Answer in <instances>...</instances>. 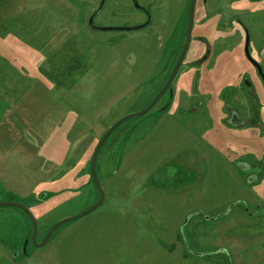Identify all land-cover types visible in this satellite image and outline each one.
I'll return each instance as SVG.
<instances>
[{
	"label": "rangeland",
	"instance_id": "374dc122",
	"mask_svg": "<svg viewBox=\"0 0 264 264\" xmlns=\"http://www.w3.org/2000/svg\"><path fill=\"white\" fill-rule=\"evenodd\" d=\"M99 2L0 0V203L30 209L38 243L98 202L88 166L98 140L147 107L181 50L189 0H137L153 14L137 31L90 28ZM103 4L95 28L145 23L133 0ZM194 12L170 90L99 151L104 203L16 258L32 227L0 207V264H264V166L246 176L264 160V84L244 56L245 26L259 62L264 0H197ZM226 109L245 124H221ZM213 124L223 135L210 143Z\"/></svg>",
	"mask_w": 264,
	"mask_h": 264
},
{
	"label": "water",
	"instance_id": "95a60500",
	"mask_svg": "<svg viewBox=\"0 0 264 264\" xmlns=\"http://www.w3.org/2000/svg\"><path fill=\"white\" fill-rule=\"evenodd\" d=\"M189 8H188V17H187V27H186V31H185V38L182 44V48L181 51L177 57V61L175 62L173 69L171 70V74L169 75V77L167 78V80L165 81V84L162 86V89L157 93V95L151 100V102L147 105L146 108H144L143 110H141L139 113H130L127 116H124L123 118H120V120H118V122H116L115 124L111 125L109 128L106 129V132L103 134V136L98 140L97 145L95 147V149L93 150V152L91 153V159L89 162V176L92 179L93 185L95 187V189H97V191L99 192V197H98V202L95 203L94 205H92L91 207L87 208V210L76 214V216H72V217H65L62 220L57 221L56 223L53 224V226L45 233L44 238L42 239L41 242H37V232H38V226H37V221L36 218L34 217V215H32L30 209H28L24 204L21 203H14V202H2L0 203V207H12L15 209H20L23 213H25V215L28 216L29 220L31 221V224L33 226L32 229V234H31V238H32V244L35 246V248H41L42 246H44L45 244H47L49 242V240L52 238L51 236L53 235V233L60 227L64 226V224H68L70 222L76 221V219H80L82 217L87 216L88 214L92 213V211L96 210L100 205H102L104 203V189H102L100 182H99V178L97 177V166H96V161L97 158L99 156V151L101 150V148L104 146V144L106 143L108 137H110V135L114 132V130H116L118 128V126H120L122 123L128 121L130 118H136V117H141L142 115L148 113L149 111L152 110V108L154 107V105L163 97L164 93L167 90H170L169 88L171 87L172 83H173V79L175 78V76L178 73V69L181 67V65L184 62V57L189 49V44L191 41V31H192V27H193V17H194V8H195V3L196 0H189ZM104 0H101V3H103ZM135 5H138L135 1H134ZM102 6V5H101ZM93 14L88 22L89 27L94 28V29H99V30H107V31H125V30H132V31H137V29H142L148 26L149 20L150 18H148L147 22L145 24L139 25L136 28H95L93 25ZM244 33H245V40H244V56L246 57V59L249 61V63L251 64L252 67H255L258 73V76L261 78L263 84H264V74L262 71V68L260 67L259 63L257 61H255L254 59L251 58L250 54H249V41H250V35L248 33V30L246 29V27L244 26Z\"/></svg>",
	"mask_w": 264,
	"mask_h": 264
},
{
	"label": "crops",
	"instance_id": "0c3cea01",
	"mask_svg": "<svg viewBox=\"0 0 264 264\" xmlns=\"http://www.w3.org/2000/svg\"><path fill=\"white\" fill-rule=\"evenodd\" d=\"M259 44H263V45H261V46H259L258 48H257V55H258V59H259V64H264V56L263 55H261V53H262V48H264L263 46H264V39L261 41H259L258 42ZM264 67V66H263ZM263 71H264V69H263ZM229 92H231V91H229ZM233 95H235L236 96V93H232ZM220 95V94H219ZM235 96H234V98H235ZM206 98H208L209 99V101L212 99V94L211 93H209V95L206 97ZM218 99H219V101L221 102V100H220V97L218 96ZM209 103V102H208ZM222 104V103H221ZM211 108V110H209V115H211L212 117H215V115H214V112H215V109H213L212 110V107H210ZM256 108V110L254 111V109ZM228 114H230L229 115V121H227V122H225L224 123V120H222L221 121V124H223V125H225V126H230V125H233V124H235V125H243V124H245V121H244V119L240 116V114L239 113H237L236 111H233V110H231V109H226L225 110ZM256 112H258L257 111V106H255V105H253V108H252V111H251V114H250V116H249V122L251 121V119H253V117H254V119L256 118ZM260 116V114L258 115V117ZM234 119V121L233 122H230L231 120H233ZM253 123L254 122H252V125H253ZM215 124V123H214ZM214 124L213 125H210V127H208L207 129H205L204 130V134H206L207 135V138H208V142H213L214 141V137H215V134L216 135H218L219 137H222V135H223V131H221L220 130V134H218L216 131H213L212 132V130L214 129ZM231 127V126H230ZM226 130V129H225ZM211 132V133H210ZM227 132V131H226ZM208 133V134H207ZM214 134V135H213ZM213 135V136H212ZM211 138H212V140H211ZM225 139L227 138L226 136L224 137ZM228 159L230 160L231 159V156L230 157H228ZM233 162H234V160H233ZM263 162V164H260V163H257L255 166L253 165V164H251L252 166H250V168L247 170V172H246V176H247V179H248V177H252V176H254V175H256L257 177H258V175H259V173H260V166H264V160L262 161ZM234 170H236V169H234ZM254 180V179H253ZM252 180V181H253Z\"/></svg>",
	"mask_w": 264,
	"mask_h": 264
},
{
	"label": "flooded vegetation",
	"instance_id": "af4514ba",
	"mask_svg": "<svg viewBox=\"0 0 264 264\" xmlns=\"http://www.w3.org/2000/svg\"><path fill=\"white\" fill-rule=\"evenodd\" d=\"M134 1L137 3V0H133V3H134ZM196 2H197V0H196ZM104 3V2H103ZM103 3H101V0H100V2H99V6H97L96 8H94L93 9V11H92V13L90 14V18H91V16H92V14H93V16H94V18H93V21H94V19L97 17V15H98V13H99V11L102 9V7H103ZM190 3V2H189ZM138 4V3H137ZM102 5V6H101ZM195 5H196V3H195ZM134 6H135V9L140 13V14H142L144 17H145V23L147 22V20H148V18H150V20H149V23H148V25H150L151 24V21H152V19H153V14H151V12L148 10V9H146L144 6H140L139 4L138 5H135V3H134ZM188 8H189V6H188ZM195 9V8H194ZM98 12V13H97ZM194 14H195V12H194ZM187 17H188V9H187V14H186V20H185V31H186V27H187ZM90 18L88 19V22H89V20H90ZM193 19H194V17H193ZM88 22H87V24H88ZM144 23V24H145ZM92 28V27H91ZM193 28V27H192ZM183 30V29H182ZM185 31H184V34H185ZM182 32V31H181ZM192 32V31H191ZM184 38H185V35H184ZM184 38H183V41H184ZM200 39V42H203V41H201L202 39L201 38H199ZM183 41H182V43H181V45L179 46V48H182L181 46H182V44H183ZM181 51V50H180ZM180 53V52H179ZM179 55V54H178ZM178 57V56H177ZM177 57H176V61H177ZM175 64V63H174ZM174 66V65H173ZM173 69V68H172ZM171 69V70H172ZM256 69V68H255ZM262 71H263V68H262ZM172 72V71H171ZM171 72L169 73V75L171 74ZM263 74H264V71H263ZM168 75V76H169ZM260 78V77H259ZM256 106V105H255ZM256 118L254 119V117H253V119H251V123L252 122H254L253 123V125H256V124H258L259 123V118H258V115H259V113L258 112H256ZM232 122L234 121V119L233 120H231ZM18 210V209H17ZM20 210V209H19ZM21 211V210H20ZM22 213V212H21ZM25 214V213H24ZM27 216V215H26ZM27 218H28V216H27ZM28 220H29V218H28ZM30 221V220H29ZM31 222V221H30ZM31 226H32V224H31ZM32 229H33V226H32ZM31 234H32V230H31V232H30V235L28 236V237H26V239H24V240H22L21 242V245L19 246V251L18 252H16L15 254L13 253L12 255H14V258H16V257H20V256H23V257H27V256H29V254H28V250H29V248L31 249V246H33L32 245V238H31ZM36 238H37V236H36ZM38 242V241H37Z\"/></svg>",
	"mask_w": 264,
	"mask_h": 264
},
{
	"label": "trees",
	"instance_id": "16d2710c",
	"mask_svg": "<svg viewBox=\"0 0 264 264\" xmlns=\"http://www.w3.org/2000/svg\"><path fill=\"white\" fill-rule=\"evenodd\" d=\"M96 171H97V169H96ZM89 178H90V177H89ZM90 182L93 184L92 179H90ZM93 186H94V185H93ZM98 197H99V192H98ZM21 212H22V211H21ZM22 214L25 215L23 212H22ZM25 217H26V219L28 220V218H27L26 215H25ZM28 222L30 223V226H31V222H30L29 220H28ZM65 225H66V224H64V226L58 228L55 232H57L58 230H60V229H62L63 227H65ZM31 227H32V226H31ZM48 230H49V229H48ZM48 230H47V231H48ZM55 232H54V233H55ZM54 233H53V234H54ZM52 236H53V235H52ZM52 236H51V237H52ZM51 239H52V238H51ZM51 239H50V240H51Z\"/></svg>",
	"mask_w": 264,
	"mask_h": 264
}]
</instances>
